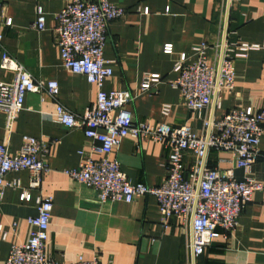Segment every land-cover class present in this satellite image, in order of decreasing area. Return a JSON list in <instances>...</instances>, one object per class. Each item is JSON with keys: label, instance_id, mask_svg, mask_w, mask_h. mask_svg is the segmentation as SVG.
<instances>
[{"label": "crops", "instance_id": "obj_1", "mask_svg": "<svg viewBox=\"0 0 264 264\" xmlns=\"http://www.w3.org/2000/svg\"><path fill=\"white\" fill-rule=\"evenodd\" d=\"M70 1L0 0L2 18L12 19L11 26L2 28L0 59L1 50L5 51L35 79L55 80L59 85L57 101L71 112L83 114L93 107L98 87L64 68L54 34L55 15ZM109 1L126 13L108 24L104 58L109 61L112 75L104 80L102 89L130 91L134 99L125 109L138 121L187 125L197 131L201 120L186 107L179 90L168 80L176 76L173 66L182 53L190 62L195 57L193 46L219 38L223 0ZM37 8L45 17V29L41 31L31 26ZM228 32L229 41L260 47L235 60L234 88L221 93L217 118L233 108H264V0L234 3ZM165 44L172 45L171 53L163 52ZM13 74L0 68V81H11ZM145 74H159L161 80L142 92ZM55 103L44 93H27L10 133L4 127L5 114L0 111V143L9 142L11 155L19 151L23 135L51 143L48 171L38 188H29L27 170L5 176L7 181L18 180L20 187H6L0 200V264H5L12 245L28 241L31 225L27 219L36 215L40 195L50 196L53 202L45 253L59 263L70 264L81 256L87 260L97 258L100 264H264V190L253 194L233 231L215 239L193 260L185 247L188 228L176 218L163 228L154 196L138 197L131 203L103 202L94 189L69 179L64 170L76 167L86 156L98 159L100 154L94 151V142L85 136L82 127L67 129L50 117ZM260 148L264 151V136ZM169 150L167 143H138L125 137L113 156L132 182L159 186L168 175ZM208 162L220 169L233 168L238 179L245 175L233 167L226 153L210 150ZM191 164L192 157L185 155V170ZM247 175L264 183V159L258 160ZM23 190L30 194L27 201L20 199Z\"/></svg>", "mask_w": 264, "mask_h": 264}, {"label": "built area", "instance_id": "obj_2", "mask_svg": "<svg viewBox=\"0 0 264 264\" xmlns=\"http://www.w3.org/2000/svg\"><path fill=\"white\" fill-rule=\"evenodd\" d=\"M239 1L223 0L219 38L193 46L191 51L195 57L190 62L182 53L173 66L176 76L168 80L171 87L179 90L186 107L201 120L197 131L187 125L172 127L163 122L138 121L125 109L134 99L130 91L102 89L104 80L112 75L109 61L104 58L108 24L126 13L123 7L109 0H71L55 15L54 34L62 65L98 87L93 107L86 108L83 114L71 112L57 101L59 85L55 80L35 79L21 63L1 50L0 68L14 73L11 81H0V111L5 114V129L11 132L27 93H44L55 100L50 117L67 129L82 127L85 136L94 142V151L100 154L98 159L86 156L76 167L64 170L69 179L94 189L103 202L131 203L138 197L154 196L163 228L169 226L172 218L179 219L188 228L185 247L194 260L215 239L233 231L253 194L264 190V183L247 175L258 160L264 159L260 148L264 108L257 111L251 107L233 108L221 118L215 116L221 93L234 88L235 60L260 47L228 39L229 14L233 4ZM1 8L0 3V44L3 26L12 25L11 18H2ZM31 26L38 31L45 29L41 8H37L36 20ZM172 49L171 44L163 46L164 53H171ZM160 80L159 74H145L141 91H149ZM125 137L138 143L151 140L169 145L168 175L161 185L134 183L121 170L113 152ZM50 145L48 140L23 135L19 151L11 155L9 142L0 143V200L6 187H20L18 180H5L10 172L27 170L29 188L39 187L42 175L48 171ZM210 150L228 154L233 167L243 170L245 175L238 179L233 168L209 165ZM187 154L192 157V164L185 170L183 159ZM20 199H30L28 190L22 191ZM36 204V215L27 219L31 225L28 241L12 245L5 264H65L45 253L52 198L40 195ZM70 264L100 263L97 258L87 260L78 256Z\"/></svg>", "mask_w": 264, "mask_h": 264}]
</instances>
